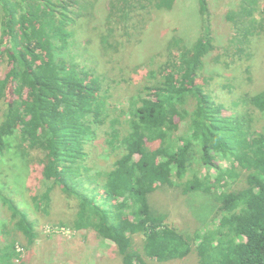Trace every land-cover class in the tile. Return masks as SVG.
<instances>
[{
    "label": "trees",
    "instance_id": "obj_1",
    "mask_svg": "<svg viewBox=\"0 0 264 264\" xmlns=\"http://www.w3.org/2000/svg\"><path fill=\"white\" fill-rule=\"evenodd\" d=\"M196 1L201 33L172 34L147 61L146 81L117 97L120 82L101 61L142 42L177 0H0V157L32 160L35 212L47 214L61 191L70 213L76 206L73 225L115 244L122 264H264V135L254 132L264 89L233 95L228 81L230 100L212 94L210 82L226 76L207 68L218 47L212 0ZM262 2H230L240 43L264 36L254 18ZM172 189V204L154 201ZM2 201L0 264H38L35 223ZM187 202L202 206L182 230L171 219Z\"/></svg>",
    "mask_w": 264,
    "mask_h": 264
},
{
    "label": "rangeland",
    "instance_id": "obj_2",
    "mask_svg": "<svg viewBox=\"0 0 264 264\" xmlns=\"http://www.w3.org/2000/svg\"><path fill=\"white\" fill-rule=\"evenodd\" d=\"M231 1L212 0L211 4L213 13L212 27L218 47L208 56L209 64L207 68L210 70L209 74L214 71L218 74H224L226 79L228 78L226 80L216 77L209 84L214 91H212V94L219 96L218 100L231 99V96L222 87L228 81L234 83L235 90L233 95H237L241 91H247L252 94L264 89V36L260 38L257 44H255L257 35L251 37L250 44H242L236 39L239 37L234 36L236 28L234 27L233 29V23L227 19L226 14ZM262 1L260 0V3ZM233 9H235L234 6H232V14H234ZM254 18L264 24V13L259 14L256 12ZM201 31V16L198 12L197 1L177 0V4L171 10L161 11L158 22L154 27L152 24L145 35L141 37L143 38L142 42L134 39L132 44L121 50L119 54H116L115 61L104 57L99 67L108 76L119 80L120 83L117 84L114 92L117 97H120L117 94L118 92L120 94L124 92V97L125 93H132L135 87L146 81V79L143 80L141 78V74L146 70L147 61L165 45L172 34H181L187 38V41L193 42ZM216 56L219 58L218 62L213 61V57ZM3 112V106L0 102V122L3 119ZM260 122L256 124L254 132L264 135V121ZM105 158H100L99 156L97 159V165L100 169L103 167L101 160ZM31 162L32 160L27 161L24 157L14 156L13 150L7 156L0 157V178L2 182L0 186L3 192V195L0 196V218H9L10 216L7 204L2 201L6 197L12 199L16 203L17 208L35 223L38 236L32 248L38 256L37 263L122 264L115 244L98 237L90 229H78L73 225L72 217L75 218L76 206L70 213V210L64 204L65 197L61 191H58L53 197L52 208L48 210L47 214L46 212L43 214L35 212L31 203L32 192L36 189L32 190L30 187ZM221 164L227 165L225 162H221ZM205 172L206 168L203 166L201 174H205ZM211 173L216 174L213 169ZM175 193L173 189L166 192L158 190L152 195L157 204L166 200L172 204L171 201ZM179 206H181V209H178V215L175 214L171 221L175 222L182 230H184V224L188 223V221L195 226L193 222L196 217L194 216L195 218L193 219L191 211H198L199 208L193 206H202L201 203L191 206L187 202ZM182 214L184 215L183 217L180 216ZM34 217L39 218L38 223ZM5 225L6 221L0 219V231ZM1 234L0 232V243H4L6 240ZM17 251L20 252V256L25 261L29 259L28 250H23L19 246ZM149 264H195V261L192 256H189L184 261L171 260L164 263L151 261Z\"/></svg>",
    "mask_w": 264,
    "mask_h": 264
}]
</instances>
